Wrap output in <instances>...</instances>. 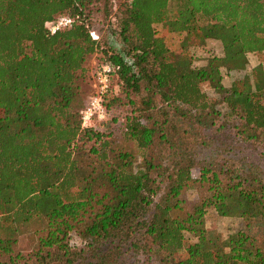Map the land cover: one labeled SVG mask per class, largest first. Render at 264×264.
Listing matches in <instances>:
<instances>
[{
  "label": "trees",
  "instance_id": "trees-1",
  "mask_svg": "<svg viewBox=\"0 0 264 264\" xmlns=\"http://www.w3.org/2000/svg\"><path fill=\"white\" fill-rule=\"evenodd\" d=\"M99 9L116 43L100 48L117 65L104 105H121L138 161L109 131L80 126ZM59 15L72 23L49 33ZM155 23L183 33L180 52ZM208 39L221 53L195 66L188 47ZM225 131L233 144L215 141ZM239 142L264 145V0H0V264H115L122 246L136 264H264V169L235 153ZM207 207L238 225L208 236ZM32 221L23 254L17 235Z\"/></svg>",
  "mask_w": 264,
  "mask_h": 264
},
{
  "label": "rangeland",
  "instance_id": "rangeland-1",
  "mask_svg": "<svg viewBox=\"0 0 264 264\" xmlns=\"http://www.w3.org/2000/svg\"><path fill=\"white\" fill-rule=\"evenodd\" d=\"M123 0H110L111 3V9L114 10L116 6ZM175 0H170V4H173ZM90 28L97 33L98 35V44L99 48H97L94 52L88 54L84 60V70L81 76L80 80V86L83 91L82 95V103H84V100L86 96L90 93L91 87V72L95 66V64L99 61H101L102 53L100 51V48H104L107 44L114 45L116 44L113 39L106 34L103 30V24H102V14L100 12V9L98 11L93 10L90 14ZM153 28L155 32L162 36L165 45L172 50L175 53L180 52V40L183 36V33L181 32H170L167 31L161 24L155 23L153 24ZM188 53L191 56L192 62L195 66H200L205 62V58L210 54H216L219 55L221 53V44L213 39L206 40L205 44L202 46H189L188 47ZM246 59L249 66L254 65L258 62L259 56L256 53L248 52L246 53ZM221 74V83L223 85H228L230 82L232 75L229 73H226L223 69H220ZM115 77L112 78L111 81V89L109 93L106 95V99L111 93V90H115ZM202 90L208 95L213 96L214 93L212 92V88L205 85V83L202 85ZM121 96V94H120ZM108 108V116L106 119L96 122L95 127L99 130H107L111 133V137L117 142L124 145L126 148L130 149L133 153L136 154L135 159L139 160L138 152H136L134 143L130 141L129 139H126L123 132V120L120 118L119 114L122 113V107L121 105H114L111 104ZM116 116V117H112ZM228 129V128H227ZM229 130V129H228ZM211 138H215L214 136H211ZM216 142H222L226 144H233L232 141V134L230 131H225L223 136H221L218 140L215 139ZM215 142L212 143L209 148H201L199 151L198 157H204L207 156L208 152L210 151V147H214ZM235 153L244 158L245 160L252 162L255 165H258L259 167L264 169V145L262 143H247V142H239L235 143ZM191 174L193 177L197 176V169L193 167L191 169ZM162 191V189H161ZM187 197L189 199H195L196 193L194 190L189 189L187 190ZM239 223V219L232 218V217H224L219 216L216 214L215 210L212 207H207L204 213V227L207 231V235L210 237H216L224 238V236L234 227H236ZM37 223L32 221L26 223L25 226L21 228V231L17 235V248L19 251L23 254H27L34 245V233L33 229L36 228ZM185 236L187 238V241L191 242L194 239L190 236V234L185 233ZM70 243L77 245L79 244L78 238L74 235H70ZM124 247H121L120 254L117 258V261L115 264H136L137 262L134 261L133 257H131V254L128 253ZM135 257V256H134ZM0 258L2 256L0 255ZM139 258V256H137ZM137 261V259H135ZM152 264H162L158 261H154ZM168 264H172V262H169Z\"/></svg>",
  "mask_w": 264,
  "mask_h": 264
},
{
  "label": "built area",
  "instance_id": "built-area-1",
  "mask_svg": "<svg viewBox=\"0 0 264 264\" xmlns=\"http://www.w3.org/2000/svg\"><path fill=\"white\" fill-rule=\"evenodd\" d=\"M72 18L67 15H59L53 19L45 21L44 26L49 33H53L58 29L69 26ZM89 35L93 39H98V35L92 29ZM117 65L109 60L99 61L95 64L91 72V91L86 96L82 108L79 111V119L81 127L95 128V123L106 119L108 111L104 105V97L106 96L112 78L115 76Z\"/></svg>",
  "mask_w": 264,
  "mask_h": 264
}]
</instances>
